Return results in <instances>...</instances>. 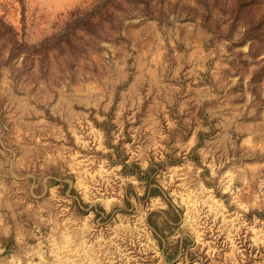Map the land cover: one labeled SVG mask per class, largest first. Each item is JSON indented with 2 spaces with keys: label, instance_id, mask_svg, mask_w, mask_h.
<instances>
[{
  "label": "rangeland",
  "instance_id": "1",
  "mask_svg": "<svg viewBox=\"0 0 264 264\" xmlns=\"http://www.w3.org/2000/svg\"><path fill=\"white\" fill-rule=\"evenodd\" d=\"M34 134L82 167L42 216L0 165L45 264H264V0H0V164Z\"/></svg>",
  "mask_w": 264,
  "mask_h": 264
},
{
  "label": "crops",
  "instance_id": "2",
  "mask_svg": "<svg viewBox=\"0 0 264 264\" xmlns=\"http://www.w3.org/2000/svg\"><path fill=\"white\" fill-rule=\"evenodd\" d=\"M33 143L17 140L15 148L18 154H13V159L4 161L0 165L8 166V173L12 182L26 184V192L29 200H38L35 210L30 214L38 213L42 216L55 205L59 200L69 202L75 198L73 179L76 180L78 193L82 191V167L79 158H74L70 151H65V158L62 157V150L58 146L45 145L38 149L39 139L34 134L28 137ZM57 139L56 137H51ZM95 141V140H94ZM96 143V142H93ZM47 163H50L49 165ZM51 169H56L53 172ZM100 176L106 175L100 172ZM99 176V177H100ZM9 177V176H8ZM76 193V192H75ZM12 197V196H11ZM9 219L5 223L0 222V232L7 229L13 234L8 238L0 240V264H45L44 239L36 238L33 223H26L20 227L16 219V207L6 202ZM67 206V205H62ZM6 213H3L6 214ZM42 225H38L41 229Z\"/></svg>",
  "mask_w": 264,
  "mask_h": 264
}]
</instances>
